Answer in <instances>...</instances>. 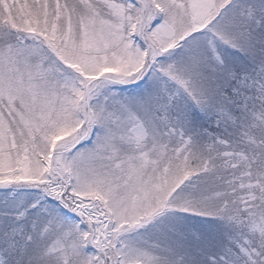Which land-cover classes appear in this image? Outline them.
Listing matches in <instances>:
<instances>
[{
	"label": "snow or ice",
	"instance_id": "snow-or-ice-1",
	"mask_svg": "<svg viewBox=\"0 0 264 264\" xmlns=\"http://www.w3.org/2000/svg\"><path fill=\"white\" fill-rule=\"evenodd\" d=\"M0 264H264V0H0Z\"/></svg>",
	"mask_w": 264,
	"mask_h": 264
}]
</instances>
